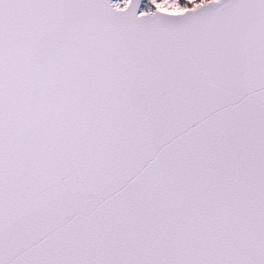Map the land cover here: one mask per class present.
I'll list each match as a JSON object with an SVG mask.
<instances>
[{
    "label": "snow or ice",
    "instance_id": "snow-or-ice-1",
    "mask_svg": "<svg viewBox=\"0 0 264 264\" xmlns=\"http://www.w3.org/2000/svg\"><path fill=\"white\" fill-rule=\"evenodd\" d=\"M0 264H264V0H0Z\"/></svg>",
    "mask_w": 264,
    "mask_h": 264
}]
</instances>
